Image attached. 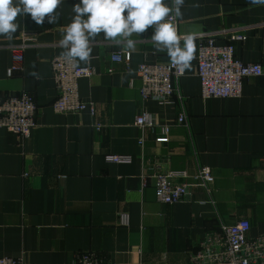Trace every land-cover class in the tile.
I'll return each instance as SVG.
<instances>
[{
    "label": "crops",
    "instance_id": "1",
    "mask_svg": "<svg viewBox=\"0 0 264 264\" xmlns=\"http://www.w3.org/2000/svg\"><path fill=\"white\" fill-rule=\"evenodd\" d=\"M79 2L63 0L54 24L18 15L13 38L0 35V101L27 92L37 104V125L27 139L0 129V258L74 264L79 254L97 253L113 264H193L190 255L221 225L246 220L250 238L264 234V74L246 79L239 99L210 100L201 98L197 75L200 43L223 44L231 34L246 38L235 42L236 59L264 70V4L184 0L179 17L173 10L165 18H175L179 36L193 35L195 48L169 104L141 97L139 66L170 61L151 40L153 27L130 37L135 51L100 33L90 41V61H75L94 69L78 83L81 99L96 109L92 117L52 107L51 61L65 51L59 41ZM164 3L174 8L173 0ZM23 34L37 41L24 52L21 70L9 76ZM122 51L131 55L127 65L112 61ZM143 113L152 115L153 129L135 125ZM181 114L184 124L177 122ZM112 155L131 163H110ZM202 167L214 177L209 191L194 183ZM169 171L188 174L179 181L189 184L190 194L175 205L155 197L152 175Z\"/></svg>",
    "mask_w": 264,
    "mask_h": 264
},
{
    "label": "built area",
    "instance_id": "2",
    "mask_svg": "<svg viewBox=\"0 0 264 264\" xmlns=\"http://www.w3.org/2000/svg\"><path fill=\"white\" fill-rule=\"evenodd\" d=\"M175 24V18L169 19ZM241 34H231L228 42L220 44L214 38H208L199 45L197 55V75L201 84V98L210 99H239L242 96L244 81L252 77H261L264 70L259 64L244 63L235 57V42L245 41ZM36 36L23 34L20 45L12 50L14 65L8 75L21 70L19 64L24 60V52L36 44ZM112 61L125 63L131 61L129 52H116ZM52 76L55 82L57 97L53 103V110L64 115H78L88 111L92 117L96 109L92 103L84 102L78 89L79 80L94 75L91 67H79L75 61L68 63L62 56L51 61ZM183 71L172 64L171 60L165 63L142 64L138 68L141 79V97L144 101L154 100L160 104H169L174 99L177 90L175 82L183 77ZM178 124L186 122L181 114ZM37 125V104L34 97L22 92L16 95H7L0 101V129L7 130L21 139H27ZM135 125L141 129L155 127L152 115L143 113L136 117ZM100 130V125H95ZM163 135L169 133L163 128ZM143 140L139 144L143 145ZM107 161L114 164H129L128 156L112 155ZM155 183V197L165 205H175L190 194L188 183L181 182L187 179L188 174L183 171L157 172L152 175ZM196 186L209 191L214 177L208 167H202L193 177ZM126 224L127 217H122ZM250 224L246 220L227 226L221 225L218 231L207 233L201 249L190 255L193 264H264V234L250 238L248 236ZM0 264H27L21 259L0 258ZM74 264H113L107 257L97 253H82L77 255Z\"/></svg>",
    "mask_w": 264,
    "mask_h": 264
},
{
    "label": "clouds",
    "instance_id": "3",
    "mask_svg": "<svg viewBox=\"0 0 264 264\" xmlns=\"http://www.w3.org/2000/svg\"><path fill=\"white\" fill-rule=\"evenodd\" d=\"M62 2L18 0V3H14V0H0V35L11 40L18 29L15 21L21 14L30 15L37 25H42L45 17L49 24H54L57 20L56 10ZM183 3L184 0H173V8L165 5L164 0H80L73 6L75 16L59 41L60 47L65 49L61 56L68 63L77 60L89 62L90 41L100 33L104 34L106 40L116 45H126L128 50L135 51L136 41L130 37L153 27L151 40L156 49L166 51L172 64L183 71L194 58V37L191 34L179 36L176 26L165 21L173 10L179 17ZM251 3L264 4V0H251Z\"/></svg>",
    "mask_w": 264,
    "mask_h": 264
}]
</instances>
